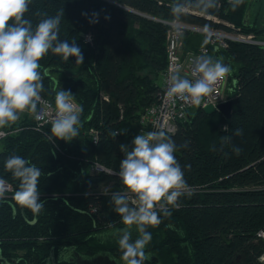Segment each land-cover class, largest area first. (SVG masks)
<instances>
[{
  "label": "trees",
  "instance_id": "trees-1",
  "mask_svg": "<svg viewBox=\"0 0 264 264\" xmlns=\"http://www.w3.org/2000/svg\"><path fill=\"white\" fill-rule=\"evenodd\" d=\"M173 2L33 0L26 18L35 26L41 19L36 12L54 16L63 7L60 39L71 43L75 38L83 53L82 65L75 64V57L64 62L51 52L39 61L41 96L55 103L58 91H70L81 110V127L71 142L53 144L51 126L38 130V103L35 113L25 111L0 128L8 132L0 139V177L14 189L0 199V264H123L115 233L125 225L110 202L123 185L118 175L95 173L92 167L99 162L118 173L124 158L120 145L131 149L142 114L158 101V79L167 66L166 21L239 30L264 40V23L248 20L250 0L235 9L231 0H218L206 13L193 7L179 19L171 14ZM93 12L99 14L97 23L82 15ZM202 47L208 49L204 55L230 66L226 92L233 100L232 114L227 118L193 106L169 134L184 179L201 190L180 197L178 209L171 208L167 217L161 213V223L148 227L152 240L145 264H263L264 240L257 233L264 230V45L229 41L223 48L211 44L205 33L185 29L183 55ZM92 128L99 131L98 141ZM237 128L242 136L233 135ZM225 136L230 142L222 140ZM186 141L187 147H181ZM233 146L242 151L237 154ZM13 154L41 169L43 207L38 213L14 199L19 181L4 167Z\"/></svg>",
  "mask_w": 264,
  "mask_h": 264
},
{
  "label": "clouds",
  "instance_id": "clouds-1",
  "mask_svg": "<svg viewBox=\"0 0 264 264\" xmlns=\"http://www.w3.org/2000/svg\"><path fill=\"white\" fill-rule=\"evenodd\" d=\"M33 0H0V128L19 119L25 111L35 113L41 102L44 85L39 71V61L49 52L58 55L64 62L75 57V64L82 65L84 57L75 38L71 43L60 39V23L64 18L63 7L54 16L47 13L35 15L41 19L34 26L26 18ZM232 6H239L242 0H231ZM218 6V0H174L171 14L179 19L189 8L208 12ZM89 17V23H97L99 14L82 13ZM105 19L110 17L105 16ZM230 66L223 59L211 55H199L191 61L190 78L181 75V68L172 69L167 78L166 95L192 106H200L205 97L214 92V86L229 73ZM73 94L61 89L55 95V111L51 119L53 144L57 140L71 142L79 135L81 110L73 104ZM228 131V126L223 128ZM116 137L118 132H113ZM233 135L242 136L237 128ZM230 142L231 137H222ZM185 142L181 147H187ZM177 145L163 128L136 135L128 145L121 144L124 158L117 173L123 191L113 192L110 202L119 214L125 227L118 229V245L123 264H145L150 259L145 248L151 242L150 226L161 223V213L171 215V208H179L180 197H191L194 192L184 179V172L174 153ZM239 154L242 149L233 146ZM54 154V153H53ZM5 170L19 181L14 199L18 205L38 213L43 204L38 188L41 169L19 155L5 159ZM51 175V173H49ZM5 180L0 178V199L4 198ZM107 195V193H104ZM133 226L138 233L133 239Z\"/></svg>",
  "mask_w": 264,
  "mask_h": 264
},
{
  "label": "built area",
  "instance_id": "built-area-1",
  "mask_svg": "<svg viewBox=\"0 0 264 264\" xmlns=\"http://www.w3.org/2000/svg\"><path fill=\"white\" fill-rule=\"evenodd\" d=\"M166 22L170 25V27L168 29L166 37L167 66L163 75V85L159 94L158 101L149 106L141 116L139 127L140 134L155 131L161 127H163L168 132V134L175 133L178 129L179 122L186 118L188 111L193 107L192 105L185 104L184 102H181L179 100L170 99L166 95L167 78L170 71L176 67H179L181 68V75L190 78L191 61L196 56L204 55L208 51L206 47H202L198 52H189L184 56L182 53V33L185 29L201 31L209 37V41L211 44H216L223 48L228 46L229 41L264 45V40H259L254 34H246L239 30L227 32L218 29L201 28L177 20ZM86 40L88 42H91L92 35L87 34ZM227 85L228 76H226L223 80L219 81L214 86V92L210 96L204 98L201 106L204 108L205 106L212 104L216 107L219 103L231 100L225 93ZM104 97L108 99L107 96ZM72 102L77 108H79L76 101L73 100ZM54 111V101L50 98L41 96V102L39 103L38 109L35 113L38 130L51 126V119L54 115ZM7 133L8 132L5 130H0V139L5 137ZM91 133L93 140L98 141L99 131L92 128ZM92 171L95 173L103 171L117 175L116 171L104 166L99 162L94 163ZM5 182L4 196H7L12 193L14 189L10 182L6 180ZM191 189L193 191H199L201 190V187L196 186L191 187ZM257 234L264 240L263 229L259 230ZM259 260L264 263V254L260 256Z\"/></svg>",
  "mask_w": 264,
  "mask_h": 264
},
{
  "label": "rangeland",
  "instance_id": "rangeland-1",
  "mask_svg": "<svg viewBox=\"0 0 264 264\" xmlns=\"http://www.w3.org/2000/svg\"><path fill=\"white\" fill-rule=\"evenodd\" d=\"M247 17H248V20H250V21L255 19L260 24L264 23V0H250V6L248 8ZM222 33H224V32H222ZM158 83L162 86L163 85V78H159ZM225 93L227 94L226 90H225ZM2 147L3 146L0 144V151L2 150ZM135 233H136V231H135L134 226H133V234H135ZM62 256H66V255H64V253H62L60 255V257H62ZM109 264H119V263H117V261H113L112 263H109Z\"/></svg>",
  "mask_w": 264,
  "mask_h": 264
},
{
  "label": "water",
  "instance_id": "water-1",
  "mask_svg": "<svg viewBox=\"0 0 264 264\" xmlns=\"http://www.w3.org/2000/svg\"><path fill=\"white\" fill-rule=\"evenodd\" d=\"M233 108V100H228L222 103H219L216 107L212 104L205 106L203 109L206 113L212 114L214 112H221L227 118L231 117Z\"/></svg>",
  "mask_w": 264,
  "mask_h": 264
},
{
  "label": "crops",
  "instance_id": "crops-1",
  "mask_svg": "<svg viewBox=\"0 0 264 264\" xmlns=\"http://www.w3.org/2000/svg\"><path fill=\"white\" fill-rule=\"evenodd\" d=\"M214 20H216V21H218V19L217 18H213Z\"/></svg>",
  "mask_w": 264,
  "mask_h": 264
},
{
  "label": "bare ground",
  "instance_id": "bare-ground-1",
  "mask_svg": "<svg viewBox=\"0 0 264 264\" xmlns=\"http://www.w3.org/2000/svg\"><path fill=\"white\" fill-rule=\"evenodd\" d=\"M264 264V263H263Z\"/></svg>",
  "mask_w": 264,
  "mask_h": 264
}]
</instances>
